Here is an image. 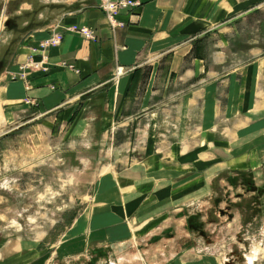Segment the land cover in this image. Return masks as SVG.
Wrapping results in <instances>:
<instances>
[{"label": "crops", "instance_id": "crops-1", "mask_svg": "<svg viewBox=\"0 0 264 264\" xmlns=\"http://www.w3.org/2000/svg\"><path fill=\"white\" fill-rule=\"evenodd\" d=\"M136 1L141 5L132 13L120 12L118 19L124 25L116 28L98 7L99 0L7 1L9 16L20 17L21 30L14 44L13 29L0 43L3 56L7 52L0 71V142L17 130L41 139L60 124L59 131L65 129L67 138H83L101 151L110 147L106 155L115 152L118 162L124 161L117 156L126 149L127 162L144 160L147 169L155 165L151 146L143 150L142 138L136 136L117 142L119 132H142L147 139L153 134L156 141L162 130L209 131L207 145L254 147L228 165L258 166V160H264V46L260 44L264 29L259 30L260 45L242 36L246 21L264 8V0ZM74 26L91 28L96 39L71 31ZM55 29L65 34L62 43L43 52L40 42ZM240 42L249 47H240ZM31 57L48 70L31 69ZM120 68L123 72L118 75ZM23 71L25 79L13 78ZM27 99L37 105H29ZM219 131L227 139L216 138ZM257 137L260 140L254 141ZM137 148L142 149V157L134 161ZM131 164L117 173L122 177L134 168L142 170L127 176L129 185L145 172ZM127 197L137 200L134 210L148 202L146 194L138 191L125 192L120 200L126 202ZM105 203L108 209L118 205ZM94 218L79 232L75 224L67 233L68 241L88 231V226L99 236L107 222H101L102 216ZM112 226L115 235L125 233L123 227ZM104 235L109 238L107 231ZM4 239L0 264H44L43 238L6 235Z\"/></svg>", "mask_w": 264, "mask_h": 264}, {"label": "rangeland", "instance_id": "rangeland-1", "mask_svg": "<svg viewBox=\"0 0 264 264\" xmlns=\"http://www.w3.org/2000/svg\"><path fill=\"white\" fill-rule=\"evenodd\" d=\"M7 1L0 0V43L13 29L14 44L21 20L9 16ZM132 1L136 5L124 9L128 13L141 5ZM98 7L113 28L124 25L118 19L124 10L115 15L112 23L101 0ZM83 28L94 38L84 35ZM243 28L242 39L264 46V40L259 44L264 8L258 9ZM71 31L96 39L93 30L86 26H74ZM55 32L62 35L60 43L46 45L45 41ZM64 36L63 31L53 30L48 39L40 42L41 50L59 46ZM239 45L249 47L248 43ZM5 55L0 52V71ZM42 63L31 57L28 66L47 71ZM118 71L121 75L123 68ZM26 76L23 71L13 78ZM27 102L37 105L35 100ZM59 127L60 124L53 134H44L37 140L31 132L20 130L11 138L1 139L0 245L6 235L43 238L44 264H264V160H258V166L252 162L227 164L241 160L245 157L242 152L250 153L254 147L207 145L205 137L209 131L162 130L156 141L153 134L147 139L142 132H119L117 142L136 136L142 138L143 150L147 144L151 146L155 165L150 163L146 169L144 160L127 162L124 157H130L126 149L117 156L124 161L118 162L115 152L106 155L110 147L101 151L85 144L83 138H67L66 130L59 131ZM216 138L227 139L220 131ZM134 152V161L140 160L142 149ZM129 163L140 165L145 171L144 175L133 177L130 185L127 176L142 170L134 168L120 177L117 173L127 169ZM132 191L146 194L148 202L143 209H133L137 202L133 197H127L126 202L120 200L125 192ZM107 200L118 205L108 209ZM96 216L107 222L99 236H94L95 230L88 226V231L68 241L67 233L75 224L76 230L82 231L90 219L92 224L95 222ZM110 223L123 227L125 233L115 235L116 227ZM99 237L105 241L96 240Z\"/></svg>", "mask_w": 264, "mask_h": 264}, {"label": "built area", "instance_id": "built-area-1", "mask_svg": "<svg viewBox=\"0 0 264 264\" xmlns=\"http://www.w3.org/2000/svg\"><path fill=\"white\" fill-rule=\"evenodd\" d=\"M135 5L136 3L132 0H101V7L108 13V18L112 23H114L115 15H117L121 10L132 8ZM82 33L87 37H92V33L85 28L82 29ZM61 36L62 35L60 33H56L50 39L46 40L45 44H59ZM92 38H94V36Z\"/></svg>", "mask_w": 264, "mask_h": 264}, {"label": "trees", "instance_id": "trees-1", "mask_svg": "<svg viewBox=\"0 0 264 264\" xmlns=\"http://www.w3.org/2000/svg\"><path fill=\"white\" fill-rule=\"evenodd\" d=\"M54 130L56 131V129H54ZM54 130H53V131H54Z\"/></svg>", "mask_w": 264, "mask_h": 264}]
</instances>
